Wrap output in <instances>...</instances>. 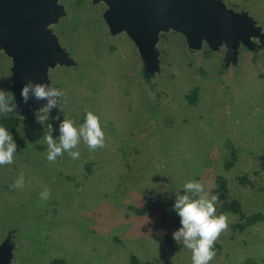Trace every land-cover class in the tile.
I'll list each match as a JSON object with an SVG mask.
<instances>
[{
	"label": "rangeland",
	"instance_id": "374dc122",
	"mask_svg": "<svg viewBox=\"0 0 264 264\" xmlns=\"http://www.w3.org/2000/svg\"><path fill=\"white\" fill-rule=\"evenodd\" d=\"M189 1L223 26L154 16L137 38L111 0H46L33 23L53 55L35 60L31 81L64 95L30 91L27 102L15 92L18 52L0 24V89L15 104L0 120L15 121L18 152L0 165V264H192L183 238H173L182 227L173 205L190 180L219 196V177L228 192L216 214L228 221L209 264H264V221L243 219L264 216V0ZM147 57L155 70L146 72ZM48 99L56 104L41 121ZM88 111L103 145L81 138L77 158L49 161L48 125L58 142L60 123L79 127ZM21 175L23 186H13ZM232 201L243 216L226 210Z\"/></svg>",
	"mask_w": 264,
	"mask_h": 264
},
{
	"label": "clouds",
	"instance_id": "9594fccd",
	"mask_svg": "<svg viewBox=\"0 0 264 264\" xmlns=\"http://www.w3.org/2000/svg\"><path fill=\"white\" fill-rule=\"evenodd\" d=\"M30 91L38 99L64 95L62 90L52 87L48 83H33L29 80L20 89V95L24 102H27ZM3 98L4 90L0 89V114L12 112L15 104L4 103ZM55 104V99H48L47 105L42 109L45 115L39 117L41 121L47 119L48 110ZM48 129L45 139L49 161H55L57 156L63 152H68L74 159L77 158L79 152L72 149L81 138L90 148L102 146L104 143V132L99 117L91 111L86 113L84 123L79 127L75 126L72 119H64L59 126L58 142L51 135V124L48 125ZM16 149L17 143L13 139L12 133L0 124V165L12 164L14 155L18 153ZM23 183V175H21L13 186L22 187ZM183 188L186 190V194L178 195L173 205L180 216L182 227L173 233V238L176 240L183 238L184 246L192 251V264H209L216 254L213 247L214 242L221 231L227 228L228 217L224 213L216 214L218 196L212 195L211 198H207L206 194H202L204 185L199 181L190 180L184 184ZM188 193L201 195L199 198H192Z\"/></svg>",
	"mask_w": 264,
	"mask_h": 264
},
{
	"label": "water",
	"instance_id": "95a60500",
	"mask_svg": "<svg viewBox=\"0 0 264 264\" xmlns=\"http://www.w3.org/2000/svg\"><path fill=\"white\" fill-rule=\"evenodd\" d=\"M45 1L0 0L2 35L11 40L18 52V69L21 79L20 77L17 79L15 92L25 83L24 79L36 80L38 78L36 66L32 67L38 57L53 55L51 51L41 49V36L33 23L37 18L45 15ZM111 1L113 12L117 16L122 17L125 14L133 20V24L137 28V38H139V33H150L149 28L154 16L160 21L167 20L186 28L191 27L193 21L199 22L204 27L210 24L223 26V21L219 17L213 16L201 4H192L189 0ZM147 59L146 72L155 70L154 63L149 62V57ZM17 97L20 98L19 95Z\"/></svg>",
	"mask_w": 264,
	"mask_h": 264
},
{
	"label": "trees",
	"instance_id": "16d2710c",
	"mask_svg": "<svg viewBox=\"0 0 264 264\" xmlns=\"http://www.w3.org/2000/svg\"><path fill=\"white\" fill-rule=\"evenodd\" d=\"M194 94H195V90L192 92V95H188L186 97L187 101L190 105H192L195 101V99H194L195 95ZM0 124L5 126L6 128H8L11 133H13L14 128L16 126V123L13 119H1ZM216 181L218 183L217 190L219 192L218 200H222L225 197V194H227V192H228L227 184H226V181L222 177L217 178ZM130 209L138 215H144L147 213L146 208L137 209V208L131 207ZM226 210L228 212H232L233 214H240V216H243L242 213L239 212V204L236 201L230 202L226 206ZM243 219L245 220L244 225L250 226L254 223L264 221V216H263V214L258 213V214H253V215H249V216H243ZM237 227H239L240 229L242 228L241 225H238ZM131 264H140V263L138 262V260L136 258L132 257L131 258Z\"/></svg>",
	"mask_w": 264,
	"mask_h": 264
}]
</instances>
